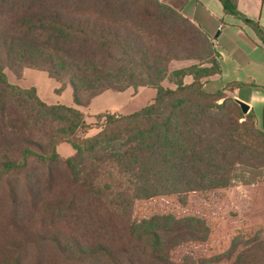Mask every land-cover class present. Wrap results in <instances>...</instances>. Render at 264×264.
<instances>
[{
    "label": "trees",
    "instance_id": "obj_1",
    "mask_svg": "<svg viewBox=\"0 0 264 264\" xmlns=\"http://www.w3.org/2000/svg\"><path fill=\"white\" fill-rule=\"evenodd\" d=\"M187 1L0 0V264H264V209L260 221L221 226L241 221L235 172L264 128L236 101L243 83L205 90L220 54L183 14ZM220 1L264 43L238 0ZM25 68L59 81L57 92L70 85L79 106L107 89L157 94L88 122L8 79ZM63 141L72 155L59 153Z\"/></svg>",
    "mask_w": 264,
    "mask_h": 264
},
{
    "label": "crops",
    "instance_id": "obj_2",
    "mask_svg": "<svg viewBox=\"0 0 264 264\" xmlns=\"http://www.w3.org/2000/svg\"><path fill=\"white\" fill-rule=\"evenodd\" d=\"M238 9L264 27V0H238ZM182 12L215 40L216 49L220 54L222 71L205 79V90L215 92L231 82L243 83L235 89V98L250 105L249 111L254 112L257 122L264 128V43L253 27L241 18L225 13L220 0H188ZM193 63L194 60H174L171 62V69ZM184 80L190 83L193 76L186 75ZM163 85L176 87L168 78L163 81ZM30 86H35L40 97L48 102L46 88L36 84ZM68 86L70 85L65 86L61 92L55 89V92L61 94ZM156 94L157 89L151 86L129 87L123 91L107 89L95 96L89 105L79 106L74 103L72 92V100L66 105L76 106L84 113L86 120L92 122L91 119L99 113H132L151 102ZM74 151L73 149L66 155H63L62 151L59 153L70 156Z\"/></svg>",
    "mask_w": 264,
    "mask_h": 264
},
{
    "label": "rangeland",
    "instance_id": "obj_3",
    "mask_svg": "<svg viewBox=\"0 0 264 264\" xmlns=\"http://www.w3.org/2000/svg\"><path fill=\"white\" fill-rule=\"evenodd\" d=\"M8 79L12 83L19 84L20 86H30L36 84L48 90L47 100L48 102H56L68 104L72 100V88L68 86L61 94L55 92L56 87L60 83L48 76L43 70L25 68L24 76L17 78L16 75L10 70L6 69ZM92 122H96V118L91 119ZM98 131L97 127H93L89 130V134H94ZM249 147L252 151H249V164H241L237 166L236 175L237 179L232 185L231 198L234 201L236 209V215L241 218V221L235 220V217H229L230 220H222L221 226L228 228L229 226L236 227L244 223L252 224L260 221L259 215L263 214L264 209V144L258 143L253 137L246 139ZM60 153L63 155L69 154L74 148L68 142H60L58 147ZM71 155V154H70ZM247 158V159H248ZM250 202L246 203V202ZM228 218V217H227ZM228 218V219H229ZM234 218V219H233ZM237 218V217H236ZM2 220V221H1ZM0 223H4L5 218L2 217ZM35 260L28 257V264H35Z\"/></svg>",
    "mask_w": 264,
    "mask_h": 264
},
{
    "label": "water",
    "instance_id": "obj_4",
    "mask_svg": "<svg viewBox=\"0 0 264 264\" xmlns=\"http://www.w3.org/2000/svg\"><path fill=\"white\" fill-rule=\"evenodd\" d=\"M236 101L239 103V105L241 106V109L244 113H247L250 109V105L248 103H246L245 101L236 98Z\"/></svg>",
    "mask_w": 264,
    "mask_h": 264
},
{
    "label": "built area",
    "instance_id": "obj_5",
    "mask_svg": "<svg viewBox=\"0 0 264 264\" xmlns=\"http://www.w3.org/2000/svg\"><path fill=\"white\" fill-rule=\"evenodd\" d=\"M222 27V25L220 26V28ZM215 41V40H214Z\"/></svg>",
    "mask_w": 264,
    "mask_h": 264
}]
</instances>
